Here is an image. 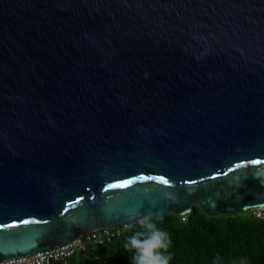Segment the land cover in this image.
<instances>
[{
	"label": "water",
	"instance_id": "obj_1",
	"mask_svg": "<svg viewBox=\"0 0 264 264\" xmlns=\"http://www.w3.org/2000/svg\"><path fill=\"white\" fill-rule=\"evenodd\" d=\"M252 160L264 0H0V261L264 207Z\"/></svg>",
	"mask_w": 264,
	"mask_h": 264
},
{
	"label": "trees",
	"instance_id": "obj_2",
	"mask_svg": "<svg viewBox=\"0 0 264 264\" xmlns=\"http://www.w3.org/2000/svg\"><path fill=\"white\" fill-rule=\"evenodd\" d=\"M153 222L169 234V264H264V220L252 211L210 217L194 206L183 222L171 214ZM121 229L110 243L76 253L66 264H132L124 245L141 229L137 222Z\"/></svg>",
	"mask_w": 264,
	"mask_h": 264
},
{
	"label": "built area",
	"instance_id": "obj_3",
	"mask_svg": "<svg viewBox=\"0 0 264 264\" xmlns=\"http://www.w3.org/2000/svg\"><path fill=\"white\" fill-rule=\"evenodd\" d=\"M251 211L257 219L264 220V207ZM186 215L187 214L179 216L182 222L185 221ZM121 228L101 229L82 235L55 248L35 252L29 256H22L0 261V264H66L68 259H70L76 253L84 251L93 252L97 248L110 243L114 238H117L121 235Z\"/></svg>",
	"mask_w": 264,
	"mask_h": 264
},
{
	"label": "clouds",
	"instance_id": "obj_4",
	"mask_svg": "<svg viewBox=\"0 0 264 264\" xmlns=\"http://www.w3.org/2000/svg\"><path fill=\"white\" fill-rule=\"evenodd\" d=\"M136 222L141 230L129 236L124 245L131 253L132 264H169V234L157 227L150 214L138 216Z\"/></svg>",
	"mask_w": 264,
	"mask_h": 264
},
{
	"label": "snow or ice",
	"instance_id": "obj_5",
	"mask_svg": "<svg viewBox=\"0 0 264 264\" xmlns=\"http://www.w3.org/2000/svg\"><path fill=\"white\" fill-rule=\"evenodd\" d=\"M250 163L251 164H260V163H264V161L252 160V161H250ZM237 167H240V165H237ZM229 171H232V169H229ZM221 174H224V173H221ZM157 179H159L160 181H162L164 184H167L168 183V181L165 178H163V177H159ZM129 183H131V181H123V182L120 183V186H126ZM108 187L109 188H112V187H114V185H111L110 184V185H108Z\"/></svg>",
	"mask_w": 264,
	"mask_h": 264
},
{
	"label": "rangeland",
	"instance_id": "obj_6",
	"mask_svg": "<svg viewBox=\"0 0 264 264\" xmlns=\"http://www.w3.org/2000/svg\"><path fill=\"white\" fill-rule=\"evenodd\" d=\"M246 212H251V211H246ZM230 215H235L237 212L229 213Z\"/></svg>",
	"mask_w": 264,
	"mask_h": 264
}]
</instances>
